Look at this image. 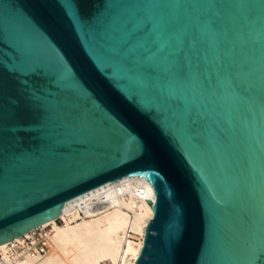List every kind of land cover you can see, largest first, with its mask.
<instances>
[{
	"label": "water",
	"instance_id": "1",
	"mask_svg": "<svg viewBox=\"0 0 264 264\" xmlns=\"http://www.w3.org/2000/svg\"><path fill=\"white\" fill-rule=\"evenodd\" d=\"M123 191L136 264H264V0H0V243Z\"/></svg>",
	"mask_w": 264,
	"mask_h": 264
},
{
	"label": "bare ground",
	"instance_id": "2",
	"mask_svg": "<svg viewBox=\"0 0 264 264\" xmlns=\"http://www.w3.org/2000/svg\"><path fill=\"white\" fill-rule=\"evenodd\" d=\"M153 216V206L136 191L92 196L39 224L51 228L46 253L13 249L9 239L0 243V264H136Z\"/></svg>",
	"mask_w": 264,
	"mask_h": 264
},
{
	"label": "built area",
	"instance_id": "3",
	"mask_svg": "<svg viewBox=\"0 0 264 264\" xmlns=\"http://www.w3.org/2000/svg\"><path fill=\"white\" fill-rule=\"evenodd\" d=\"M50 233L51 228L48 225L35 226L29 229L26 233L24 232L21 239L14 237L9 240L10 247L13 249L29 250L44 254L50 249Z\"/></svg>",
	"mask_w": 264,
	"mask_h": 264
},
{
	"label": "rangeland",
	"instance_id": "4",
	"mask_svg": "<svg viewBox=\"0 0 264 264\" xmlns=\"http://www.w3.org/2000/svg\"><path fill=\"white\" fill-rule=\"evenodd\" d=\"M58 223H61V220L59 221V218H58Z\"/></svg>",
	"mask_w": 264,
	"mask_h": 264
}]
</instances>
